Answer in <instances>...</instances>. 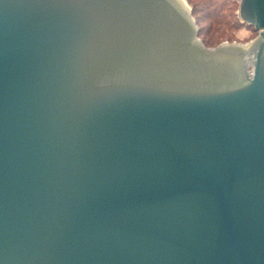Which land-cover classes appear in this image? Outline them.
Returning a JSON list of instances; mask_svg holds the SVG:
<instances>
[{"label": "water", "instance_id": "95a60500", "mask_svg": "<svg viewBox=\"0 0 264 264\" xmlns=\"http://www.w3.org/2000/svg\"><path fill=\"white\" fill-rule=\"evenodd\" d=\"M257 36L184 0H0V264H264Z\"/></svg>", "mask_w": 264, "mask_h": 264}, {"label": "rangeland", "instance_id": "374dc122", "mask_svg": "<svg viewBox=\"0 0 264 264\" xmlns=\"http://www.w3.org/2000/svg\"><path fill=\"white\" fill-rule=\"evenodd\" d=\"M184 1L190 10V6L194 7L196 14L200 17L199 27L202 29L201 38L205 40L207 45L206 47L208 48L216 47L217 45L224 42L229 44H247L257 36V32L253 29H249L240 25L235 27L237 24V18H239V0H214L213 7L203 6L205 0ZM208 11L211 12L212 16L206 15V12Z\"/></svg>", "mask_w": 264, "mask_h": 264}, {"label": "trees", "instance_id": "16d2710c", "mask_svg": "<svg viewBox=\"0 0 264 264\" xmlns=\"http://www.w3.org/2000/svg\"><path fill=\"white\" fill-rule=\"evenodd\" d=\"M213 1H214V0H205L204 3H203V6H206V7H207V6H209V7H213V6H214V5H213V4H214ZM224 1H228V0H224ZM190 7H191V15H192V17L194 18L195 23H196L197 28H198V38L201 39V41H202V43H203L204 46H207L205 40L201 38V30H202V29L199 27V23H200L199 20H200V17L196 14L195 8L192 7V6H190ZM201 8H204V7H201ZM206 15H207V16H212L210 11L206 12ZM206 15H205V16H206ZM205 16H203V17H205ZM215 16H216V15H215ZM206 18H211V17H206ZM213 19H214V18H213ZM217 19H218V18H217ZM210 20H211V19H210ZM212 21H213V20H212ZM239 25L254 30V28H253L252 26H248L247 24L240 22V19L237 18V24L235 25V27H238Z\"/></svg>", "mask_w": 264, "mask_h": 264}]
</instances>
